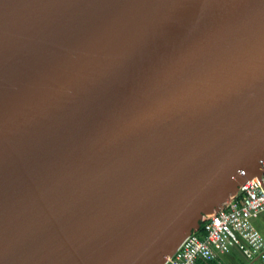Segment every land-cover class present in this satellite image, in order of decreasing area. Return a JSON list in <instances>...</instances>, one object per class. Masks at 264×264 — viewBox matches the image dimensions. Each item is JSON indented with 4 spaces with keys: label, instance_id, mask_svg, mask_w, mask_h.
I'll list each match as a JSON object with an SVG mask.
<instances>
[{
    "label": "water",
    "instance_id": "95a60500",
    "mask_svg": "<svg viewBox=\"0 0 264 264\" xmlns=\"http://www.w3.org/2000/svg\"><path fill=\"white\" fill-rule=\"evenodd\" d=\"M263 161L264 0H0V264H165Z\"/></svg>",
    "mask_w": 264,
    "mask_h": 264
},
{
    "label": "built area",
    "instance_id": "2783aa9c",
    "mask_svg": "<svg viewBox=\"0 0 264 264\" xmlns=\"http://www.w3.org/2000/svg\"><path fill=\"white\" fill-rule=\"evenodd\" d=\"M241 175H247L246 170ZM264 214V161L262 175L246 179L224 207L203 217L201 228L189 234L165 264H201L240 250L248 259L264 261V235L254 219ZM201 223V224H202Z\"/></svg>",
    "mask_w": 264,
    "mask_h": 264
},
{
    "label": "crops",
    "instance_id": "0c3cea01",
    "mask_svg": "<svg viewBox=\"0 0 264 264\" xmlns=\"http://www.w3.org/2000/svg\"><path fill=\"white\" fill-rule=\"evenodd\" d=\"M254 224L255 226L257 225L256 223ZM257 262L264 264L262 259H248L240 250L233 249L230 254L221 255L213 264H257Z\"/></svg>",
    "mask_w": 264,
    "mask_h": 264
},
{
    "label": "rangeland",
    "instance_id": "374dc122",
    "mask_svg": "<svg viewBox=\"0 0 264 264\" xmlns=\"http://www.w3.org/2000/svg\"><path fill=\"white\" fill-rule=\"evenodd\" d=\"M254 223L257 224L256 226L264 235V214H262L260 218H255ZM257 264H260V262H257Z\"/></svg>",
    "mask_w": 264,
    "mask_h": 264
},
{
    "label": "trees",
    "instance_id": "16d2710c",
    "mask_svg": "<svg viewBox=\"0 0 264 264\" xmlns=\"http://www.w3.org/2000/svg\"><path fill=\"white\" fill-rule=\"evenodd\" d=\"M203 228V223L201 224V230ZM214 261H202L201 264H213Z\"/></svg>",
    "mask_w": 264,
    "mask_h": 264
}]
</instances>
